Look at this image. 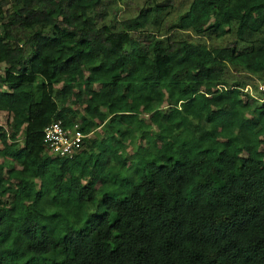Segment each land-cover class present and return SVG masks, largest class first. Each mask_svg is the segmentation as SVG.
<instances>
[{
	"label": "trees",
	"instance_id": "1",
	"mask_svg": "<svg viewBox=\"0 0 264 264\" xmlns=\"http://www.w3.org/2000/svg\"><path fill=\"white\" fill-rule=\"evenodd\" d=\"M124 1L0 0V264H264V0Z\"/></svg>",
	"mask_w": 264,
	"mask_h": 264
},
{
	"label": "clouds",
	"instance_id": "2",
	"mask_svg": "<svg viewBox=\"0 0 264 264\" xmlns=\"http://www.w3.org/2000/svg\"><path fill=\"white\" fill-rule=\"evenodd\" d=\"M246 86L243 91H248L249 94L253 95L251 87L249 85ZM226 88L233 87H224L222 85L217 86L219 91L225 90ZM257 91L264 98V82H260L257 85ZM49 132H52L54 136L52 139L47 138ZM42 133L43 142L45 143V152L49 156L64 159H73L74 156L81 153L84 148V141L90 137V134H85L82 131L79 122L66 125L61 120L49 123L42 130Z\"/></svg>",
	"mask_w": 264,
	"mask_h": 264
},
{
	"label": "rangeland",
	"instance_id": "3",
	"mask_svg": "<svg viewBox=\"0 0 264 264\" xmlns=\"http://www.w3.org/2000/svg\"><path fill=\"white\" fill-rule=\"evenodd\" d=\"M191 0H173V7L174 9L171 10L170 15H169V20L175 22V20L182 15L185 10L187 9L189 2ZM126 1H124V3H117L116 5H114L115 7H117L118 12H117V18H121L124 16H135L137 14V11L134 8V5H141L142 2L141 0H132V2L134 3V5L132 4H128L129 1H127V4H125ZM183 38H187L188 40H200V41H206L208 45H224L225 41H219L216 40L215 42H211L209 41L207 38L204 39H197V37H195L193 34L191 33H184L183 34ZM245 75V74H242ZM261 81L259 80L258 76H254L253 77V82L251 84H249V86L253 89V85H258ZM247 87V86H246ZM7 121V118L3 115H0V126L4 125L5 122Z\"/></svg>",
	"mask_w": 264,
	"mask_h": 264
},
{
	"label": "built area",
	"instance_id": "4",
	"mask_svg": "<svg viewBox=\"0 0 264 264\" xmlns=\"http://www.w3.org/2000/svg\"><path fill=\"white\" fill-rule=\"evenodd\" d=\"M54 136H53V134H52V132H49L48 134H47V138L48 139H52Z\"/></svg>",
	"mask_w": 264,
	"mask_h": 264
}]
</instances>
